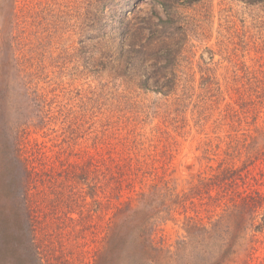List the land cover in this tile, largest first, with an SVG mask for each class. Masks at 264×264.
<instances>
[{
  "label": "rangeland",
  "instance_id": "rangeland-1",
  "mask_svg": "<svg viewBox=\"0 0 264 264\" xmlns=\"http://www.w3.org/2000/svg\"><path fill=\"white\" fill-rule=\"evenodd\" d=\"M158 3L0 0V37L12 61L0 81V264H203L187 256L189 243L175 251L195 212L168 213L166 189L204 187L195 203L207 222L218 188L208 190L204 178L221 165L237 170L236 190L264 196V3L179 0L171 12ZM150 18L156 25L145 27ZM134 31L132 51L125 34ZM124 136L137 144L123 156H133V185L113 202L145 207L148 223L123 224L114 210L90 206L83 177L65 185L58 175L39 202L24 199L26 144L80 163L79 174L88 152L108 145L120 158ZM257 234L234 264H264V229Z\"/></svg>",
  "mask_w": 264,
  "mask_h": 264
},
{
  "label": "trees",
  "instance_id": "trees-1",
  "mask_svg": "<svg viewBox=\"0 0 264 264\" xmlns=\"http://www.w3.org/2000/svg\"><path fill=\"white\" fill-rule=\"evenodd\" d=\"M135 1V0H134ZM159 2L158 4L161 8L167 12L174 11L178 6L179 0H155ZM190 1V0H189ZM255 3H264V0H251ZM131 6H134L132 4ZM156 7V6H155ZM159 7V6H157ZM172 7V8H171ZM167 8V9H166ZM171 8V9H170ZM172 19L169 18V21ZM163 18L157 21L158 24H167ZM146 26H154L155 23L152 22V18L145 20ZM128 25V19H127ZM136 23H134L135 25ZM124 28V31L128 32V26ZM138 29H144V27H138ZM124 37V36H123ZM131 37H137L135 31L125 34L126 40L129 42V47H132V51L135 49V44ZM137 41L140 43L142 41V35H139ZM6 40L4 37H0V81L3 82V78L10 74L12 61L9 58L7 52V46L5 45ZM145 47V44H139ZM138 51V50H137ZM3 89L1 90V92ZM3 104V99L0 97V106ZM107 130L103 129L101 137H96L95 139H100L102 141ZM27 132L24 131V135ZM25 138V137H24ZM122 149L120 152V158H113L112 152L114 148L106 146L104 152L98 154L87 153L83 165L81 166L82 172L78 173L80 169V163H72L69 159H61L60 157L52 156L49 157L45 152H42L39 145L31 147L29 144H24V149H28L25 152L26 158L20 156L19 163L21 167L25 170V196L24 199L28 204L32 205L42 199L44 195V188H51L53 192L55 189V183L58 181L57 177L60 175L67 185L78 177H83L85 181L89 182V195L93 198V206L95 204L96 209H100L103 212L107 210H114L113 215L121 218L123 224H142V222L148 223L153 215H150L149 211L144 207L143 209H137L134 203L129 200L125 202L114 203L113 199L115 197L121 199L122 193L126 188H130L133 185V176L131 175V162L133 156L123 157L129 147L135 148L137 144L132 143L130 136H124L121 140ZM37 143V142H36ZM33 151H32V149ZM23 147L18 149L22 151ZM60 162V163H59ZM39 166V167H38ZM59 167L62 170H59ZM115 168H117L115 170ZM40 169V170H39ZM220 172V174H219ZM237 170L232 167L220 166L218 172L214 173L209 178H204L207 183V189H211L214 185L218 188L215 196L210 195L209 198H213L214 202L219 204H214V215L209 216V220L204 221L203 217L200 215V211L197 208L198 205L202 203H195V198L198 200L206 193L203 188L191 187L190 193L186 194H176L173 190L166 189V197H168V204L166 205V211L171 213L175 211L177 207L184 206L186 209H191L195 212L194 215H189L186 218L185 231H186V242H181L176 248V252H181L185 250L184 247L187 243L192 246L194 253L191 254L199 255L202 258L203 264H234L236 262V257L239 251L242 249L245 240L250 237L255 241V244L259 241L257 232H262L264 229V218L260 222L258 220L259 209L263 205L264 196L260 192L250 191L244 192L235 189V180ZM43 187V189L41 188ZM41 189V190H40ZM72 190L62 191V194H66ZM37 192V193H36ZM35 198H33L34 194ZM145 193V192H144ZM142 193V194H144ZM76 192L72 193V196ZM176 194V195H175ZM77 200L80 196L76 197ZM148 199L145 201V206L148 205ZM227 199V200H226ZM225 200V201H224ZM229 202L231 204H229ZM223 203V204H222ZM190 204V205H189ZM28 214L30 215V221L33 225L36 221L33 220L35 216L32 215V209L27 206ZM209 210L208 208H204ZM107 214V212H106ZM32 216V217H31ZM215 219L213 220V218ZM109 227V226H108ZM36 230V227L34 225ZM34 232V229L32 230ZM119 230L114 229L110 234L112 237L119 235ZM251 232V233H250ZM118 237V236H117ZM183 243V245H181ZM217 247L220 251V255L216 256L214 253H207V248ZM214 251V250H212ZM216 251V250H215ZM177 253V254H178ZM252 252L250 253V258L252 257ZM189 264V260L186 261ZM111 262H108V264Z\"/></svg>",
  "mask_w": 264,
  "mask_h": 264
}]
</instances>
